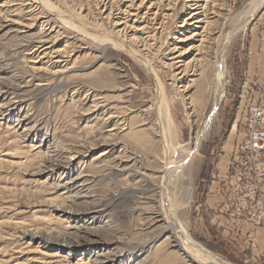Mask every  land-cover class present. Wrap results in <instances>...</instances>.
<instances>
[{
  "label": "rangeland",
  "instance_id": "obj_1",
  "mask_svg": "<svg viewBox=\"0 0 264 264\" xmlns=\"http://www.w3.org/2000/svg\"><path fill=\"white\" fill-rule=\"evenodd\" d=\"M49 1L68 21L37 0H0V264H197L172 232L157 234L166 227L154 215L161 206V124L167 127L169 118L173 127L169 159L182 161L219 97L216 63L226 39L254 0H214L204 61L184 83L167 64L174 46L194 43L178 42L187 0H175L173 10L158 0L161 10L140 22L136 40L112 21L132 0ZM263 13L228 47L226 94L215 122L170 189L192 239L228 264H264L242 245L224 243L209 198L229 137L244 133L240 95ZM49 47L67 58L41 59ZM186 85L193 86L185 93ZM115 124L118 133L110 138Z\"/></svg>",
  "mask_w": 264,
  "mask_h": 264
},
{
  "label": "bare ground",
  "instance_id": "obj_2",
  "mask_svg": "<svg viewBox=\"0 0 264 264\" xmlns=\"http://www.w3.org/2000/svg\"><path fill=\"white\" fill-rule=\"evenodd\" d=\"M37 1H38L39 5L41 6V8H43L44 11H46V12L48 11L50 14H54L58 18L63 19L64 21H68V19H66L64 16H62L63 14L61 15V13L53 6V4L50 3L49 0H37ZM125 1H127V0H123L122 3L123 2L126 3ZM174 1L175 0L163 1V2H165L164 5H165L166 9L167 8L172 9V10L174 8L176 9L177 3L175 4ZM128 2H130V4L128 6H126L124 8H119L117 14L120 16L116 17V19H114L112 21L115 22V24H114L115 27H118V26L124 27V29H122L123 31H128L129 34L132 33L131 35H129L131 37L130 40H132V39L136 40V38L134 37L135 34L139 31L143 30V28H141V26H140L141 23H143L144 20L150 16H153V17L157 16L158 12L161 10V8L159 7V3H157L158 0H132V1H128ZM213 2H214V0H187L186 8L188 9V14H187V17L182 22V25H181V28H182L181 33L182 34H181V37L178 38V42H184L185 43L187 41L194 40V43L191 44L185 50H182L181 47L174 46L173 49L170 50L172 53L169 52V53H171L169 55V56H171V58L169 59L170 62L168 64L166 63L167 67L170 70H173L174 76H175V81H177L179 83H184L185 81H187L189 76H192V75L196 74L197 72H199V66L202 63V61H204L203 60V58H204L203 47H204L205 42L208 39V36H207V35H209L208 27H210V25L212 23L211 18H210L211 14L210 13L208 14V12H209V7L212 5ZM263 8H264V0H254L251 3V5L248 7V9L241 14L240 19L237 22L236 26L234 27L233 32L227 37L226 42H225L223 49H222V52H221V59L219 61H217V63H216V68H217V75L216 76H217V81H218V83H217L218 90L217 91L219 92V97L214 102V107H213L212 113H211L210 117L207 119V121L204 125V128L198 133V136L196 137L193 145L188 148L187 156L184 157L182 159V161H180V162L175 161V156L173 158L171 157V159H169L170 156H169V148L167 145V139L170 136V139L172 140V138H173L172 136L174 135L173 127H172V123L169 120V118L167 120V127H165L161 124V130H160L159 135H161L160 136L161 137V143H162L163 150H164V159H163V164H162V171H161L162 177H161V186H160V190H161V198H160L161 203L160 204H161V206H160L159 211L156 212L154 215H156V219L158 221H159V219L164 217L162 219V221H165L166 227H161L160 229H158L157 234H161L162 232H165V231L172 232L174 242L180 243V245L182 246V249L186 252V254L189 257L192 256L191 258H194V260L197 264H199V263L200 264H228V263H226L225 261H223L219 257L215 256L213 253L207 251L205 248L200 246L198 243H196L192 239L191 235L188 232L187 227L180 222V220L178 218L179 214L177 216V210H176V206H175V199H176L175 196H177V193L175 195H172L170 189H171L172 185L175 184V182L177 180L181 179L185 175L187 168L192 163L194 156L199 151V148H200L202 142L206 138L207 134L210 132V130H211V128L215 122V119H216V116H217V113L219 110V106L222 103V101L225 97V94H226V74H227L226 52H227L228 47L230 46V44L232 43V41L236 37V35L241 31V28H243L244 25H247L255 17V15L257 13H259ZM141 9L145 10L146 12L143 14L142 12H140ZM162 11H163V9H162ZM160 13H162V12H160ZM212 13H214V12H212ZM166 17H168V15H164L163 18H161L160 20L164 21L165 19H167ZM169 18H170V16H169ZM105 19H107V18H105ZM162 21L160 24L164 25L165 23ZM44 27H45V25H44ZM43 30H45V29H43ZM122 30H120L119 33L123 32ZM188 34H190V35H188ZM112 42L114 43L113 45L116 46L117 48H120L122 50L129 52L130 54L134 55L135 57L141 58V54L139 52L137 53V52L133 51V49H131L132 47L130 48L127 44H124L122 42H114V41H112ZM43 43H48V41L44 40ZM53 47L45 48L43 50L44 52L40 53V54L44 53L42 56H40V58L41 59L48 58L50 62L55 61L56 63L61 62L60 58H67L66 57L67 53H64V51L62 49L54 51ZM42 48L43 47H41V48L39 47V49H37L38 52L40 49L42 50ZM46 49H50L54 52L51 51V52L47 53L48 51ZM192 86L193 85H191V87ZM191 87L189 85H186L184 87L181 86V88H183L182 92L186 93ZM94 104H95L94 108L96 110L101 105L99 101L94 102ZM160 114H161V112H160ZM115 118H116L115 115H110L107 118V123H110V122L113 123ZM118 129H119L118 125L115 124L113 126V128L108 131L109 132L108 137H110V138L116 137V135L118 133ZM116 144L111 143V146H116ZM123 147L125 148L126 146H123ZM125 151H127V150H125ZM106 154H107V152L100 155V157H104ZM127 158L131 159L130 157H127ZM177 187H178V185H177ZM181 189H182L181 190L182 201H184L183 196H185L184 194H185L187 188H185V185H184V187H182ZM187 193H188V196H187V199L185 200L186 205L188 204V201H189V194H190L189 190H187ZM68 245H70V244H68Z\"/></svg>",
  "mask_w": 264,
  "mask_h": 264
},
{
  "label": "built area",
  "instance_id": "obj_3",
  "mask_svg": "<svg viewBox=\"0 0 264 264\" xmlns=\"http://www.w3.org/2000/svg\"><path fill=\"white\" fill-rule=\"evenodd\" d=\"M240 100L244 138L236 144L221 184L220 209L230 220L264 227V79H246Z\"/></svg>",
  "mask_w": 264,
  "mask_h": 264
},
{
  "label": "crops",
  "instance_id": "obj_4",
  "mask_svg": "<svg viewBox=\"0 0 264 264\" xmlns=\"http://www.w3.org/2000/svg\"><path fill=\"white\" fill-rule=\"evenodd\" d=\"M256 26V33L251 35V40L258 39L257 42L259 43L253 48L249 46L250 55L246 72L247 79L252 81L264 79V13L259 23H256ZM242 132H244V129ZM243 138L244 133L237 138L230 136V150L225 154L226 157H221L218 163L216 178L210 185L209 190L212 210L211 221L214 223L219 236L224 239V243L232 247L242 245V248L248 251L258 263H264V228L250 226L242 221L229 220L220 210L222 202L221 184L227 180L235 146Z\"/></svg>",
  "mask_w": 264,
  "mask_h": 264
}]
</instances>
